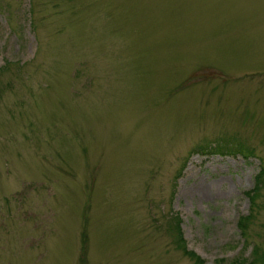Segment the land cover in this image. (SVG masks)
I'll use <instances>...</instances> for the list:
<instances>
[{
    "label": "rangeland",
    "instance_id": "374dc122",
    "mask_svg": "<svg viewBox=\"0 0 264 264\" xmlns=\"http://www.w3.org/2000/svg\"><path fill=\"white\" fill-rule=\"evenodd\" d=\"M263 253L264 0H0V264Z\"/></svg>",
    "mask_w": 264,
    "mask_h": 264
},
{
    "label": "trees",
    "instance_id": "16d2710c",
    "mask_svg": "<svg viewBox=\"0 0 264 264\" xmlns=\"http://www.w3.org/2000/svg\"><path fill=\"white\" fill-rule=\"evenodd\" d=\"M207 148H210V147H207ZM222 150H228L226 148H221V147H218V149H213L211 150L210 152H216V153H220V154H223V153H227L226 151L223 152ZM203 153H206L208 151H202ZM236 154H241L244 158H247L248 156L252 155V151L239 145L238 148L235 150ZM262 172H263V168L262 166L259 168L258 172L256 173L255 175V178H254V184L252 186L251 189L249 190H246L243 192V194L246 196L249 204L251 205L248 213L244 216H241L237 219V227L239 228L240 232H241V235H243V228L245 227V223L249 220V218L251 217V213H252V210L251 208L255 206V203H254V199L256 197V194L258 192V188L261 184V179H262ZM251 212V213H250ZM173 228L174 230V233H175V238H174V242L176 243V245L179 243V245L182 243V237H181V231H180V226H179V221L178 219H175L173 224L170 225V228ZM185 254L191 256V257H194V254L191 252V251H185ZM254 252H256V249H254ZM264 255V253H263ZM195 260L198 262V263H201V261L198 259V257H195Z\"/></svg>",
    "mask_w": 264,
    "mask_h": 264
}]
</instances>
